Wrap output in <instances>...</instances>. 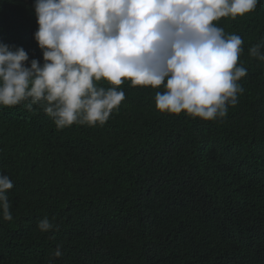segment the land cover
I'll return each instance as SVG.
<instances>
[{
	"label": "trees",
	"instance_id": "trees-1",
	"mask_svg": "<svg viewBox=\"0 0 264 264\" xmlns=\"http://www.w3.org/2000/svg\"><path fill=\"white\" fill-rule=\"evenodd\" d=\"M0 264H264V0H0Z\"/></svg>",
	"mask_w": 264,
	"mask_h": 264
}]
</instances>
